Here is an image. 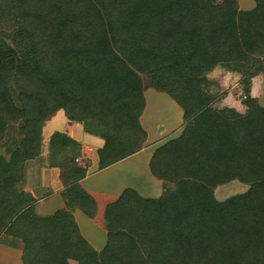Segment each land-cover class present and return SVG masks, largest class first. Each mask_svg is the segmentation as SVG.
Wrapping results in <instances>:
<instances>
[{
	"label": "trees",
	"instance_id": "16d2710c",
	"mask_svg": "<svg viewBox=\"0 0 264 264\" xmlns=\"http://www.w3.org/2000/svg\"><path fill=\"white\" fill-rule=\"evenodd\" d=\"M16 1L37 68L0 72V143L10 125L21 123L22 138L10 162L0 156V240L21 242L22 264H59L64 254L80 264H264V106L251 93L264 76V0L250 11L236 0ZM225 64L242 73L244 113L214 107L221 96L205 90ZM142 77L179 104L184 128L150 160L161 195L126 189L106 207L107 244L97 251L72 214L97 212L79 184L81 145L59 131L46 144L65 184L66 208L53 216L19 190L22 170L42 155L43 128L60 111L105 141L99 168L140 152ZM234 181L248 190L220 201L215 190Z\"/></svg>",
	"mask_w": 264,
	"mask_h": 264
},
{
	"label": "rangeland",
	"instance_id": "374dc122",
	"mask_svg": "<svg viewBox=\"0 0 264 264\" xmlns=\"http://www.w3.org/2000/svg\"><path fill=\"white\" fill-rule=\"evenodd\" d=\"M247 7H253V0H247ZM30 20L17 12L16 0H0V72L19 73V71L36 70L37 68V53L34 45L26 39L28 33ZM254 57V56H252ZM256 58V57H255ZM252 65L254 58H250ZM229 69V70H228ZM237 66L225 64L221 68L216 69L210 74V82L206 91L212 95L221 96V99L227 96L226 102H221V99L215 102L214 107L222 109L224 105H236L239 107L238 112L244 113L246 108L238 103V100L244 96V92L240 93L243 88L241 83L243 77L240 71H237ZM21 73V72H20ZM144 83L145 96L148 103L147 116L144 119V126L150 132L152 138L164 140L157 147L164 143L177 138L183 128V112L179 104L173 100L166 93L160 92L151 88L147 78L142 77ZM254 91L262 87V104L264 106V76H258L252 81V88ZM12 95L16 102V107L21 108L22 103L20 98V86L12 84ZM67 116L63 111L56 113L44 126L43 136L45 143L43 144L42 155L40 160H35V165L44 166L49 157L48 147L46 141L53 134V130H61L66 123ZM21 123L17 125H10L8 127L6 138L0 143V156L6 162H10L13 153L21 144ZM155 140V139H152ZM154 142V141H152ZM151 142V143H152ZM146 154L141 155L136 160L130 161L129 169L126 172L129 186H138L140 189L147 188L150 185L148 179L143 178L144 175H149L147 160L144 159ZM149 155V152H148ZM147 155V157H148ZM151 155V154H150ZM149 155V157H150ZM27 162H25L24 166ZM32 163V162H31ZM49 163V161H48ZM55 173V170H54ZM57 176V175H56ZM55 178V175H53ZM150 188V187H149ZM154 192V189H150ZM248 190V186L238 181L228 183L220 186L215 190V195L220 201H224L229 197L244 193ZM145 192V191H144ZM152 194V193H151ZM154 195V194H152ZM9 247V249H8ZM20 254V255H19ZM22 244L19 240L4 235L0 240V264H21L22 259ZM67 256L61 257L62 261L59 264H80V262L73 259H65Z\"/></svg>",
	"mask_w": 264,
	"mask_h": 264
},
{
	"label": "crops",
	"instance_id": "0c3cea01",
	"mask_svg": "<svg viewBox=\"0 0 264 264\" xmlns=\"http://www.w3.org/2000/svg\"><path fill=\"white\" fill-rule=\"evenodd\" d=\"M236 1L238 2L239 8L244 11H250L255 7L254 0L253 7H247V0ZM261 90L262 87H258V89L255 91L253 87L251 90L252 96L258 98L260 104H262L263 97ZM227 96L224 97L221 102H226ZM144 98L146 101V108L140 118L141 125L147 133V140L144 143V148L140 152L108 167L99 168V150L105 145V141L102 138L87 133L83 124L69 123L68 119L66 120V123L62 129L59 130V132L66 133L70 138L74 139L81 145V156L77 159V162L80 167L86 168L87 174L82 180H80L79 184L84 191H86L91 197L95 199L97 204V212L94 218L88 217L79 208L73 210L72 214L77 223L81 236L97 251L103 250L107 244V230L104 214L106 207L109 204L115 202L126 189H134L145 198H158L162 193L161 181L153 176L150 171L149 164L153 153L158 148L157 146L164 140L152 138V135L148 130H146V127L144 126V119L148 113V103L145 96V91ZM238 103L243 107V109L245 108L240 100H238ZM224 106L229 108H237V110L239 108L232 104L231 106ZM57 131L58 130L55 128L53 133ZM47 142L48 141H46V144ZM148 152L149 155L151 154L150 157ZM143 154H146L144 159L147 160L146 164L149 168V171H147V173L149 172V175H144L143 178L148 179L151 186L140 189L135 185L129 186L127 179L128 176L125 171L129 169L130 164L128 163L130 161L136 160ZM39 158L27 161L22 170L19 190L29 193L34 197L36 200L35 210L38 215L42 217H50L56 212L66 208V202L62 195L65 190L63 171L60 168L51 167L48 163L47 155L45 156L46 164H44V166H40L39 164L35 165L34 161L38 160ZM53 175H55V178H53ZM151 188L154 189V192L150 190Z\"/></svg>",
	"mask_w": 264,
	"mask_h": 264
}]
</instances>
